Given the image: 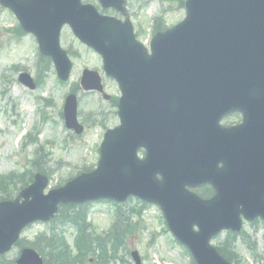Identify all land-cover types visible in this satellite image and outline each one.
<instances>
[{"label":"water","instance_id":"water-1","mask_svg":"<svg viewBox=\"0 0 264 264\" xmlns=\"http://www.w3.org/2000/svg\"><path fill=\"white\" fill-rule=\"evenodd\" d=\"M69 1L64 23L109 61L108 74L120 85L121 127L106 134L93 174L47 196L42 195L46 180L36 177L20 194L22 203L0 204V255L28 224L48 221L59 203L121 202L131 194L160 206L170 232L196 264H228L209 240L221 230L239 231V215L264 219V0H188L186 18L156 36L150 57L134 43L129 26L99 18L79 0ZM100 2L122 5V0ZM10 7L21 20L19 6ZM82 12L92 14L94 23L93 17L82 21ZM57 50L56 40L52 56L59 78L66 80L70 65ZM95 76L84 75V90L100 91ZM236 111L243 114V126L220 130V118ZM64 117L67 128L81 132L73 97ZM140 147L147 150L143 163L135 160ZM198 184H210L215 198L202 203L184 189ZM132 257L139 264L137 254ZM16 264L42 260L24 249Z\"/></svg>","mask_w":264,"mask_h":264},{"label":"rangeland","instance_id":"rangeland-1","mask_svg":"<svg viewBox=\"0 0 264 264\" xmlns=\"http://www.w3.org/2000/svg\"><path fill=\"white\" fill-rule=\"evenodd\" d=\"M83 1L94 6L97 4L95 0ZM183 2L128 1V11L132 16L130 20L134 30L139 32V42L147 46L153 21L157 18L162 19L161 25L165 29L181 22L185 16ZM138 4H143L141 10L137 8ZM15 25L14 17L0 9V182L15 178L8 191L0 189V202L8 195H12L14 200L20 187L31 183V178H27V175L22 177V173L32 172L35 167L31 163L34 161L46 174L50 189L62 187L83 168H95L104 132L119 123L113 102L104 101L98 94H83L79 89L76 94L77 115L83 131L79 135L68 131L60 116L64 97L73 85H78L83 68L101 71V62L98 56L81 48L67 29L62 36V47L72 48L74 70L70 80L61 84L49 65H44L42 72L35 68L34 41L32 38H16L12 32ZM22 71L36 79L35 91L28 90L17 81ZM102 78L106 94L110 98L119 96L115 83ZM28 136L32 139H28ZM33 172L36 174L40 170ZM87 212V235L110 238L114 228L120 224L118 230L123 236L121 245L114 251L110 245L105 247L106 258H102L94 249L84 264H95V257L103 262L108 260L107 264H133L130 258L132 251L138 252L142 264H191L189 254L168 233L158 208L128 200L120 206L94 203L87 207ZM50 228L47 223L33 224L24 230L21 239L29 244L38 236L48 234ZM52 228L56 230L54 233L61 234L73 251L77 239L76 228L72 224ZM242 231L243 236H239L231 245L236 263L264 264V222L245 224ZM224 234L212 242L214 247L224 241ZM18 252V247L13 248L6 254V259L16 258Z\"/></svg>","mask_w":264,"mask_h":264},{"label":"trees","instance_id":"trees-1","mask_svg":"<svg viewBox=\"0 0 264 264\" xmlns=\"http://www.w3.org/2000/svg\"><path fill=\"white\" fill-rule=\"evenodd\" d=\"M19 182L22 183L21 179H19ZM8 185L9 182L5 181L2 187L0 186V189L3 191H8ZM5 198L9 199L10 195L5 196ZM78 214L79 215L73 214L65 216L64 209L62 208L54 220L55 224L59 225L60 227H64L67 224H72L76 227L78 235L74 245L76 250L74 255L66 245L65 240L61 236H58L54 233V229H51V232L48 236L47 234H43V236L38 237L34 243L30 244V246L44 258V264H82L93 244H96V248L100 250L102 257L105 256V244L107 240H91L86 235H84V219L80 213ZM226 241L227 242L220 249H218V251L227 261L238 264L236 263V256L229 249V245L233 241V238H229ZM121 242L122 240L119 233L110 238L109 241L113 250L116 249L121 244ZM98 260L100 261V258H98ZM0 264L15 263L13 260H7L5 257H0Z\"/></svg>","mask_w":264,"mask_h":264}]
</instances>
